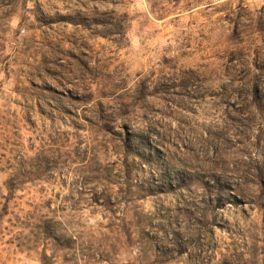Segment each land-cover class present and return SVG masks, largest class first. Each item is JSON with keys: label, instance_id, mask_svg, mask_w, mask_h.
I'll list each match as a JSON object with an SVG mask.
<instances>
[{"label": "rangeland", "instance_id": "1", "mask_svg": "<svg viewBox=\"0 0 264 264\" xmlns=\"http://www.w3.org/2000/svg\"><path fill=\"white\" fill-rule=\"evenodd\" d=\"M0 264H264V0H0Z\"/></svg>", "mask_w": 264, "mask_h": 264}]
</instances>
